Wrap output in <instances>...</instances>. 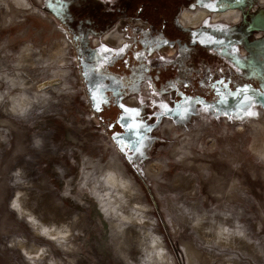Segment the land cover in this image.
Returning <instances> with one entry per match:
<instances>
[{"label": "rangeland", "instance_id": "rangeland-1", "mask_svg": "<svg viewBox=\"0 0 264 264\" xmlns=\"http://www.w3.org/2000/svg\"><path fill=\"white\" fill-rule=\"evenodd\" d=\"M22 1L0 0V264H264V108L194 102L158 118L172 81L155 89L144 71L183 52L134 44L137 31L152 40L158 16L226 29L264 80V0L217 10L207 5L227 0H146V21L115 13L77 41L48 0ZM103 48L110 59L96 75ZM97 86L150 124L142 158L97 119Z\"/></svg>", "mask_w": 264, "mask_h": 264}, {"label": "flooded vegetation", "instance_id": "flooded-vegetation-1", "mask_svg": "<svg viewBox=\"0 0 264 264\" xmlns=\"http://www.w3.org/2000/svg\"><path fill=\"white\" fill-rule=\"evenodd\" d=\"M240 2L238 0H227L226 4L221 7L213 3L207 6L217 10L232 7ZM48 3V6L59 14L62 24L72 32L76 41L82 40L83 32L97 33L108 28L109 25L115 22V13L131 14L135 19L139 18L145 21L147 15L146 0H111V2H106V0H75L73 2L71 0H48ZM22 4L27 6L25 0L22 1ZM160 13L157 14L160 15ZM160 17L158 16V23L155 21V23L151 22L148 25L154 32L149 35L153 36L151 41L142 40L143 36L148 35L147 32L143 33L142 31H137L138 37L134 39V44L136 45L138 42L140 47L149 48L151 46L152 48V43L157 44L159 47L172 44L183 52L180 61L152 70L153 75H151L150 69L144 71L155 89L162 88L168 81H172V84L169 83L165 86L172 90L171 105L161 103L162 112L157 115L158 118L164 115L182 117L185 112L190 110V106L194 102H200L202 105L216 108L219 111H234L245 107L250 102L257 104L258 99H264V80L258 77L259 70L253 69V66L256 68L258 65L252 60L248 61V59H244L237 54L236 49L242 43L241 39L228 35L226 29H213L211 27L180 28L174 18L171 17L165 21ZM155 18H157L156 15ZM165 41L167 43H163ZM127 52L124 51L125 56ZM133 56H135V53ZM250 65L252 66L251 69ZM173 70L183 73L180 77L162 78V73L172 72ZM217 73L221 75L215 76ZM179 81L180 83H178ZM221 81L224 83L221 84ZM194 89L211 96L207 99L205 95H198L199 93L190 94L189 91ZM243 89L248 90L246 94L242 93L241 90ZM107 99L109 102L106 105L102 104V111L96 112L97 119L102 123H107V128L110 131L109 135L112 139L114 136L121 138L123 143L113 139L120 150H122V145L135 144L136 135H139L145 142L148 139L147 131L150 124L143 123L138 132L125 130L121 124L117 123L121 115L132 118L131 122L133 123L136 122V117L135 113L131 111L122 113L119 105L122 103L129 109L133 107L121 102L117 96L113 99L108 96ZM245 99L249 102L245 103ZM97 100L99 101L98 94ZM165 105L170 111L162 107ZM129 122L124 121V123ZM124 134L126 135L124 136Z\"/></svg>", "mask_w": 264, "mask_h": 264}, {"label": "snow or ice", "instance_id": "snow-or-ice-1", "mask_svg": "<svg viewBox=\"0 0 264 264\" xmlns=\"http://www.w3.org/2000/svg\"><path fill=\"white\" fill-rule=\"evenodd\" d=\"M106 2H111V0H106ZM239 2V0H238ZM163 43H167L166 41ZM130 46L129 45H125L123 49L118 50L117 54L118 55H123L124 51L126 49H128ZM153 49L151 48V46H149V54H151V51ZM102 55H101V59L98 62V67L96 69H94L93 71L95 72L96 75H101V70L103 68L104 62L108 61L110 59L109 54L111 53L112 50L108 49V48H103L102 50ZM144 56L143 52H137L135 53V58L137 60H141V58ZM163 59V58H162ZM127 63V62H126ZM146 70V69H145ZM105 79H111V77H104ZM221 84H223L224 82L221 81ZM218 91V89H217ZM242 93L246 94L247 93V89H243L241 90ZM99 93V101L97 100V94ZM155 95H159L158 91L154 92ZM114 96L119 97L120 99H123L122 96H120L119 92H114L113 93ZM90 98L92 100L93 103V110L95 112H100L102 111V104L106 105L109 101L107 99V97L104 95V90L103 88H100L99 86H97L96 88H94L91 93H90ZM249 101H247V99H245V103H248ZM119 107L121 108L122 113H127V112H134L135 113V117H136V122L133 123L132 118L125 116V115H121V117L118 119L117 123L121 124V126L125 129V130H131L134 132H138V130L142 127L143 122L141 120H139L140 117V111L137 108H132L129 109L126 105L124 104H120ZM165 109H167V106H162ZM168 111H170V109H167ZM249 115H252L251 112L248 113ZM124 121H130L129 123H124ZM114 140L120 141L121 143H123V141L121 140V138L119 136H114L113 137ZM125 147L128 148V150L133 153V159L137 156L139 157H143V149L147 147L146 143L144 142V140L139 136L136 135V143L135 144H125ZM133 159H130L129 162L132 163Z\"/></svg>", "mask_w": 264, "mask_h": 264}, {"label": "water", "instance_id": "water-1", "mask_svg": "<svg viewBox=\"0 0 264 264\" xmlns=\"http://www.w3.org/2000/svg\"><path fill=\"white\" fill-rule=\"evenodd\" d=\"M260 95V94H259ZM260 96H262V95H260ZM258 99V98H257ZM200 100H202L201 98H200ZM232 101V100H231ZM231 101H229V102H231ZM257 102L261 105V107L262 108H264V99H258L257 100ZM209 104H212V103H209ZM126 134H124V136H125Z\"/></svg>", "mask_w": 264, "mask_h": 264}, {"label": "bare ground", "instance_id": "bare-ground-1", "mask_svg": "<svg viewBox=\"0 0 264 264\" xmlns=\"http://www.w3.org/2000/svg\"><path fill=\"white\" fill-rule=\"evenodd\" d=\"M261 119L263 120L264 118H261ZM262 120H261V121H262Z\"/></svg>", "mask_w": 264, "mask_h": 264}]
</instances>
